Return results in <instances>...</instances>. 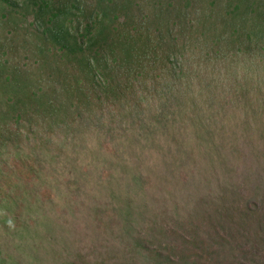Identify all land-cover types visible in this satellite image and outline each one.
Here are the masks:
<instances>
[{
    "label": "trees",
    "instance_id": "obj_1",
    "mask_svg": "<svg viewBox=\"0 0 264 264\" xmlns=\"http://www.w3.org/2000/svg\"><path fill=\"white\" fill-rule=\"evenodd\" d=\"M3 1L36 14L31 23L40 38L37 48L47 55L40 58L35 69L49 70L45 75L40 73L42 76L32 81L31 86L27 83L29 79L24 78L20 81L21 88L13 86V89L9 81L0 78V94L10 97L12 90L16 94L11 103L17 111V116L11 117L17 123L15 137L24 125L32 127L28 132L24 130L27 136L34 135V130L42 125L50 132L70 120L73 125L77 123L75 134L91 141L89 116L104 114V103L109 102L118 106L108 117L109 124L117 120L112 134L114 149L118 139L122 150L125 146L133 147L130 143L134 142V134H128L133 124L138 123V132L146 141L162 129L168 148L188 143L189 150L183 151L185 156L196 161L203 159V170L208 171L203 173L211 182L218 169H224L217 164L224 162L225 130L214 119L223 106L222 86H228L234 78L232 96L244 107L247 119L256 106L264 107V0H183V5L181 0ZM244 56L247 59L241 64ZM51 91L56 94L53 92L54 97L48 98ZM150 94H156L160 101L145 107L140 103L133 105V98L148 100ZM41 112L44 114L40 115ZM98 130H93L97 136L95 143L92 140L84 146L89 155L87 165L93 162L95 167L82 170L77 166L71 173L75 178L65 186L69 192L75 189L79 196H89L87 202L81 199L76 204L64 192L65 200L61 203L50 200V211L42 212L46 208L44 201L35 199L25 204V208L28 205V211L34 214L32 204L39 202L38 212L42 214L20 223L22 215H15L12 209L17 199L16 193L12 196L14 188L8 193L7 202L0 200V223L9 227L11 213L21 226L18 243L14 244V250L5 246L0 264H41V254L54 233L60 231L61 241L66 242L69 236L80 232L73 228L77 222L73 219L75 213L81 214L84 231L90 229L91 233L87 232L84 238L92 233L96 237L105 234L106 224L93 218L97 207L112 210L116 216L112 225L127 232L132 240L143 215L156 211V208L148 212L143 209L148 198L145 184L149 180L154 179L153 187H161L172 202L176 199L174 192L164 189L168 183H177L174 173L162 169L165 161L161 157L165 155L159 154V166L157 162L146 163L141 147L130 153L110 152L98 137ZM2 131L0 159L10 146L15 149L11 144L14 140L9 138L12 133ZM16 147L15 156L19 159L40 154L35 149L24 152L20 144ZM103 167L107 171H102ZM194 176L191 181L195 179L193 183L199 187L200 179ZM172 204L177 206V201Z\"/></svg>",
    "mask_w": 264,
    "mask_h": 264
},
{
    "label": "rangeland",
    "instance_id": "obj_2",
    "mask_svg": "<svg viewBox=\"0 0 264 264\" xmlns=\"http://www.w3.org/2000/svg\"><path fill=\"white\" fill-rule=\"evenodd\" d=\"M0 2V78L9 81L12 88H21L23 84L20 81L27 77L28 86H31L32 81L49 72L47 69H35L40 58L47 55L46 51L37 48L40 38L31 23L36 14L29 12V9L22 10L21 5L13 2ZM194 6L197 8V4ZM246 59L244 56L240 63ZM234 84L233 78L228 86H222L223 106L214 118L224 126L222 152L225 156L224 162L217 164V167L224 166V169H218L215 180L211 182L203 173L208 172L203 170V159L196 161L193 157L185 156L183 151L189 150L188 143L168 148L169 144H164L166 133L162 129L146 141L143 134L138 132V123H132L134 127L130 129L129 126L128 134H134V142L130 143L133 147L129 149L125 146L122 150L118 139L114 149L112 134L116 130L117 120L109 124L108 117L117 110L116 104L104 103V114L89 116L92 121V126H89L92 143H95L97 137L93 130L99 129L98 137L110 152L122 150V153H128L141 147L144 153L141 152L147 157L146 163L152 165L157 162L161 166L162 158L165 161L162 163L163 171L167 169L174 173L177 180V183L166 184L164 189L166 192L171 190L177 196L172 202L161 187H153L154 179L149 180L145 184L148 198L143 209L148 212L156 208V211L143 215L142 223H138L139 228L135 227L137 232L132 240L127 232L112 225L116 216L112 210L104 207H97L93 218L94 221L96 219L106 224V233L97 237L92 233L90 237L84 238L87 232L91 233L90 229L84 231L81 227V214L75 213L73 219L77 222L73 223V228L80 232L69 236L66 242L61 241L63 236L60 231L54 233L53 237L59 241L53 240V237L47 240L49 245L41 254V264H65L72 258L74 260L67 264H264V107L258 109L256 106V110L247 119L243 115L244 107L239 106L232 96ZM53 92L56 94L51 91L47 97H54ZM9 94L10 97L0 94V131L3 130L2 134L6 131L12 133L9 138L14 140L11 144L15 145V149L10 146L0 159V200L7 202L10 197L8 193L14 188L12 196L16 193L17 199L12 209L15 215H22L20 223L22 219L28 222L30 217L40 214L39 202L32 204L34 214L28 211V205L27 210L25 208V204L35 199L41 203L44 201L46 208L42 212L49 209L50 200L60 203L62 199L65 200L64 192L76 204L81 199L87 202L89 196L81 197L75 193V189L69 192L65 186L75 178L71 177V173L77 166L82 170L89 166L95 167L93 162L87 165L89 155H86L84 148L91 141H84L78 133L75 134L77 123L73 125L70 120H67V125L61 124L50 132L46 125H42L39 130H34V135L29 133L27 136H24L25 131L28 132L32 127L24 125V129L21 128L15 137L17 123L11 117L15 114L17 116V111L11 107V103L16 94L13 90ZM74 98L77 101L76 95ZM147 98H133V105L140 103L145 107L160 101L156 94H150ZM85 110L82 111L87 114ZM130 122L128 120L129 125ZM33 143L35 145L32 146ZM19 144L24 152L31 150V153L35 149L40 154L19 159L15 156L16 145ZM159 154L165 157L160 158ZM174 157L177 161L173 160ZM102 171H107V168L103 167ZM193 174L200 179L199 187L193 183L195 179L191 181ZM156 181L158 179L155 178ZM176 201L177 206H174L172 203ZM5 213L2 212L3 215ZM9 216L12 217L9 227L0 223V258L6 251L5 246L14 250V244L18 243L21 226L13 214Z\"/></svg>",
    "mask_w": 264,
    "mask_h": 264
}]
</instances>
